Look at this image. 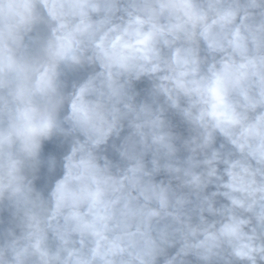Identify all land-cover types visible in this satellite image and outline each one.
I'll return each instance as SVG.
<instances>
[{"label":"clouds","instance_id":"obj_1","mask_svg":"<svg viewBox=\"0 0 264 264\" xmlns=\"http://www.w3.org/2000/svg\"><path fill=\"white\" fill-rule=\"evenodd\" d=\"M0 264H264V0H0Z\"/></svg>","mask_w":264,"mask_h":264}]
</instances>
